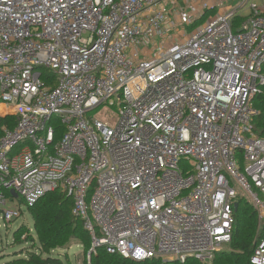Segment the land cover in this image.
I'll use <instances>...</instances> for the list:
<instances>
[{"label":"built area","instance_id":"built-area-1","mask_svg":"<svg viewBox=\"0 0 264 264\" xmlns=\"http://www.w3.org/2000/svg\"><path fill=\"white\" fill-rule=\"evenodd\" d=\"M263 67L264 0H0V221L58 191L81 264L210 263L240 190L264 229Z\"/></svg>","mask_w":264,"mask_h":264},{"label":"trees","instance_id":"trees-1","mask_svg":"<svg viewBox=\"0 0 264 264\" xmlns=\"http://www.w3.org/2000/svg\"><path fill=\"white\" fill-rule=\"evenodd\" d=\"M264 73V67H263ZM43 80L48 79L49 74L42 71ZM50 78V77H49ZM50 79L53 80V77ZM254 107L258 111L253 120L255 132L262 134L264 131V86L255 97ZM237 207L234 209V227L228 249L217 252L210 263L198 262L195 259H187L180 263L177 261L161 262L158 259L145 261H133L117 254L107 253L98 248L96 254L91 255V264H251L249 258L255 242L264 234V229L259 224L257 212L252 203L240 192L236 196ZM72 201L69 197L58 191L44 194L29 208L32 217L33 228L37 241L28 235L24 241L17 235L19 226L13 233L14 243L27 242L28 246L15 254L9 263L0 264H63L60 249H64L72 243H79L82 247L83 257L91 244L89 233L83 227L82 221L72 212ZM25 257H18V256ZM68 259L67 254H64Z\"/></svg>","mask_w":264,"mask_h":264},{"label":"rangeland","instance_id":"rangeland-1","mask_svg":"<svg viewBox=\"0 0 264 264\" xmlns=\"http://www.w3.org/2000/svg\"><path fill=\"white\" fill-rule=\"evenodd\" d=\"M259 1V0H258ZM169 7V4L166 5ZM182 9H187L184 3H181ZM159 42L160 39L157 38ZM111 115L116 112L115 107H110ZM102 118V117H101ZM103 119V118H102ZM241 194H244L241 190L239 191ZM25 225V228H19V226ZM18 229L17 235L20 240L24 241L27 239L28 235L34 237L35 241H37V236L35 230L33 228L32 217L29 212H24L22 216L19 218L13 219L9 223H5L4 221H0V263H9L15 254L20 253V251L28 246L27 242H16L13 240V233ZM230 245H228L225 249H228ZM61 259L63 264H81V260L83 259L82 247L79 243H72L64 249H60ZM64 254H67L68 259L65 258ZM18 257H25L18 256Z\"/></svg>","mask_w":264,"mask_h":264},{"label":"water","instance_id":"water-1","mask_svg":"<svg viewBox=\"0 0 264 264\" xmlns=\"http://www.w3.org/2000/svg\"><path fill=\"white\" fill-rule=\"evenodd\" d=\"M236 207H237V202L234 203V208H236Z\"/></svg>","mask_w":264,"mask_h":264}]
</instances>
